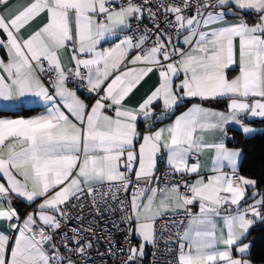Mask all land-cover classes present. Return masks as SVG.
Masks as SVG:
<instances>
[{"label": "snow or ice", "instance_id": "snow-or-ice-1", "mask_svg": "<svg viewBox=\"0 0 264 264\" xmlns=\"http://www.w3.org/2000/svg\"><path fill=\"white\" fill-rule=\"evenodd\" d=\"M0 49V100L45 107L0 118V264H253L264 182L215 133L264 119V0H0Z\"/></svg>", "mask_w": 264, "mask_h": 264}, {"label": "crops", "instance_id": "crops-1", "mask_svg": "<svg viewBox=\"0 0 264 264\" xmlns=\"http://www.w3.org/2000/svg\"><path fill=\"white\" fill-rule=\"evenodd\" d=\"M27 0H10V3L12 5H22L24 3H26ZM15 10V9H13ZM37 23H39V21H37ZM33 27H35V25H33ZM107 46V45H105ZM0 57L2 58H6V53L3 49H0ZM64 61L65 63H67V56L64 57ZM238 73V65L234 66L233 69H230L228 71V75L229 77H233ZM155 82V77L153 76L151 79H148L146 83L143 84V86L136 92L135 97H133V100L138 99L140 96H142ZM196 100H193L192 103H196ZM190 106V104L188 105ZM187 106V107H188ZM206 107H210L212 109L215 110H226L225 108L222 107L221 104H215V105H211V104H206ZM185 107L181 112L185 111L186 108ZM22 109H36L35 112L33 114H31L28 117H0V118H7V119H30L33 118L35 116H38L42 113L45 112V107L43 105V102L41 100H39L38 98L35 97H26V98H21L18 100H11V101H3L0 100V110H7V111H17V110H22ZM180 112V113H181ZM180 113H177L175 115H179ZM172 119H174V116L170 119H166L162 124H160L159 126H164V124L167 123H171ZM250 127L254 128L256 131L252 134H244L242 129L236 125L235 123H230L226 126V134H221L219 132L215 133V136L221 139H224L225 145L227 148H229L230 150H240L238 147H236L234 144H231V142L228 141L227 137L229 136V132L231 130L240 132L244 137H251L254 136L256 134L259 133V127H255L253 124H249ZM208 138L211 140L213 139V135L212 134H208ZM198 155V160L195 162H198L200 164V176L205 177V179H207V177L215 174L213 172V168L215 167L214 165V159H215V153L213 151H202L200 153H197ZM241 158H242V151H241V155L238 158V172H239V165L241 162ZM190 162V161H189ZM190 163H194V162H190ZM222 171L225 173H229L230 172V167L227 166V163L225 162V166L222 168ZM240 175V173H239ZM186 178L190 181V182H194V180L197 178L195 174H192L191 176H186ZM192 207V211L193 212H197L198 208L196 206H191ZM218 223L222 224V221H219ZM226 232V229H225ZM149 250V249H148Z\"/></svg>", "mask_w": 264, "mask_h": 264}, {"label": "trees", "instance_id": "trees-1", "mask_svg": "<svg viewBox=\"0 0 264 264\" xmlns=\"http://www.w3.org/2000/svg\"><path fill=\"white\" fill-rule=\"evenodd\" d=\"M221 104L225 108V102L220 101L211 103V105ZM189 104L182 105L177 108L176 113H180ZM36 109H22L17 111L0 110V117H28L35 112ZM160 125V124H159ZM158 125V126H159ZM255 127H262L264 123H253ZM233 140L231 142L241 149L242 158L239 165V173L247 178H253L257 181L264 182V131L251 137H244L240 132L231 130L229 132ZM260 191L264 192V183H261ZM253 240L250 258L253 264H264V222L254 224L250 230L248 240Z\"/></svg>", "mask_w": 264, "mask_h": 264}, {"label": "built area", "instance_id": "built-area-1", "mask_svg": "<svg viewBox=\"0 0 264 264\" xmlns=\"http://www.w3.org/2000/svg\"><path fill=\"white\" fill-rule=\"evenodd\" d=\"M144 23L146 25H148L149 27L151 26L147 20H145ZM198 158H199L198 155L195 154L190 159V162H195V161L198 160ZM159 167H160V173H157L158 175L163 173L164 170H165V166H164L163 163H161L159 165ZM184 179L188 180L186 177ZM126 198H127L126 194H124V193H120L119 194V199L123 200V199H126ZM86 215H87V213H86ZM87 219L91 220L92 217L91 216H87ZM109 219L118 221L119 214H117L116 216H108V217H105L103 220H100L99 228L101 229V231H98V233H97L98 235H103L105 230L111 228V224H106V221L109 220ZM117 238L119 239L120 237H117ZM105 247H106V245H104L103 241H101V243L98 244V245H95L94 249L92 250V258L97 260V264H99V258L96 256V248H98L99 251L101 253H103L105 251ZM172 247H173V251L172 252H167L165 250V248L163 247V245L160 246V251H159L158 257H157V264H169V262L172 261L173 256L175 255V245H173ZM152 251L153 250L151 248H149L148 256H147L148 264H152V261H153ZM113 259H115V258H113ZM106 264H113V260H107Z\"/></svg>", "mask_w": 264, "mask_h": 264}, {"label": "water", "instance_id": "water-1", "mask_svg": "<svg viewBox=\"0 0 264 264\" xmlns=\"http://www.w3.org/2000/svg\"><path fill=\"white\" fill-rule=\"evenodd\" d=\"M256 122L264 123V119H261V118H254L249 124H253V123H256ZM263 131H264V126L260 127V129H259V134L262 133ZM227 139H228L229 142H234V143H236V142L233 140V137H232L231 135H229V136L227 137ZM194 206H196V207L198 208L197 205H194ZM259 223H261V222H257L256 224H259ZM248 241H252V242H253L252 239H251V240H248ZM252 246H253V243H252Z\"/></svg>", "mask_w": 264, "mask_h": 264}]
</instances>
